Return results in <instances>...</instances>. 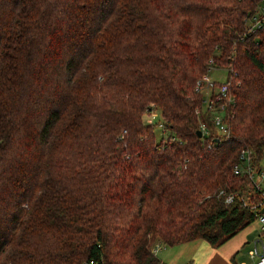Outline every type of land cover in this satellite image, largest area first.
Instances as JSON below:
<instances>
[{
	"label": "trees",
	"instance_id": "obj_1",
	"mask_svg": "<svg viewBox=\"0 0 264 264\" xmlns=\"http://www.w3.org/2000/svg\"><path fill=\"white\" fill-rule=\"evenodd\" d=\"M259 3L0 0V264H168L157 243L219 246L264 215L235 172L264 156ZM213 66L223 134L196 90Z\"/></svg>",
	"mask_w": 264,
	"mask_h": 264
},
{
	"label": "crops",
	"instance_id": "obj_2",
	"mask_svg": "<svg viewBox=\"0 0 264 264\" xmlns=\"http://www.w3.org/2000/svg\"><path fill=\"white\" fill-rule=\"evenodd\" d=\"M259 168L264 170V156ZM255 245L259 252L264 251V229L258 219L219 246L203 238L175 245L161 242L157 255L168 264H253L256 258L250 251Z\"/></svg>",
	"mask_w": 264,
	"mask_h": 264
},
{
	"label": "built area",
	"instance_id": "obj_3",
	"mask_svg": "<svg viewBox=\"0 0 264 264\" xmlns=\"http://www.w3.org/2000/svg\"><path fill=\"white\" fill-rule=\"evenodd\" d=\"M263 25H264V0H260L256 12L247 19V26L251 31H253ZM205 86L209 88V95L207 99H204L203 107L205 111H207L210 114L213 124V130L217 134L226 133L228 131V127H227L228 125L225 118V111H226V106L232 99L231 93L229 91L228 83L226 81L225 82L212 81L209 74L207 73V74H203L200 78L197 79L196 90L202 93V89ZM154 110H157L155 106H153L151 109L150 108L147 109L144 115H146L147 113L148 114L154 113ZM148 116L150 117L151 115ZM151 120L152 119H149V121L146 120L145 121L150 123ZM159 124L163 128V130H165L163 121H160ZM199 129L202 131V134L205 133L209 134L211 133L212 130L209 128L208 124L204 121L199 123ZM240 159L242 160L241 162L244 164L243 165L244 167L239 164H236L235 172L247 173L264 198V183H263L264 171L262 169L253 166L250 151H242ZM233 199H234L233 193H228L226 195L225 200L227 202H231ZM263 201H261V203H263ZM258 220L261 222L262 229H264V215H260L258 217ZM159 248L160 246L158 244L154 248V250L158 251ZM250 255L251 257L256 258L253 264H264V251L259 252L256 245L250 251ZM186 264H190V263H186Z\"/></svg>",
	"mask_w": 264,
	"mask_h": 264
},
{
	"label": "rangeland",
	"instance_id": "obj_4",
	"mask_svg": "<svg viewBox=\"0 0 264 264\" xmlns=\"http://www.w3.org/2000/svg\"><path fill=\"white\" fill-rule=\"evenodd\" d=\"M208 74L212 81L225 82L226 77H227V70L225 68L213 66L212 69L208 72ZM202 93L204 94V99H207L209 95V88L205 86L202 89ZM148 115H151V116L149 117ZM149 119H152L150 124H154L155 126V134L157 138H161L163 136L166 137L168 135V132L164 131L163 128L159 124L160 121H163L161 112L159 109L154 110V113H150V114L147 113L146 115H144V120L149 121Z\"/></svg>",
	"mask_w": 264,
	"mask_h": 264
},
{
	"label": "water",
	"instance_id": "obj_5",
	"mask_svg": "<svg viewBox=\"0 0 264 264\" xmlns=\"http://www.w3.org/2000/svg\"><path fill=\"white\" fill-rule=\"evenodd\" d=\"M197 133L199 136L202 135V131L200 129L197 130ZM215 140H217V138ZM261 212L264 213V208L261 209Z\"/></svg>",
	"mask_w": 264,
	"mask_h": 264
},
{
	"label": "bare ground",
	"instance_id": "obj_6",
	"mask_svg": "<svg viewBox=\"0 0 264 264\" xmlns=\"http://www.w3.org/2000/svg\"><path fill=\"white\" fill-rule=\"evenodd\" d=\"M259 169H260V168H259ZM158 244H159V246H160V243H158ZM158 244H157V245H158Z\"/></svg>",
	"mask_w": 264,
	"mask_h": 264
}]
</instances>
